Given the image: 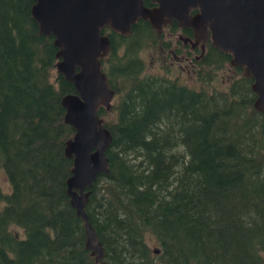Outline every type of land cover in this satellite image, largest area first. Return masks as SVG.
<instances>
[{"label":"trees","instance_id":"obj_1","mask_svg":"<svg viewBox=\"0 0 264 264\" xmlns=\"http://www.w3.org/2000/svg\"><path fill=\"white\" fill-rule=\"evenodd\" d=\"M33 2L0 0V177L9 187L0 189V264H102L84 250L65 192L74 131L60 99L74 90L56 74L57 48L38 34ZM130 32H100L110 45L100 70L120 95L96 112L111 137L108 173L84 209L103 261L264 264V112L252 108V79L232 68L226 89L207 91L141 77L140 45L161 35L142 20ZM204 53L195 73L209 83L230 55Z\"/></svg>","mask_w":264,"mask_h":264},{"label":"water","instance_id":"obj_2","mask_svg":"<svg viewBox=\"0 0 264 264\" xmlns=\"http://www.w3.org/2000/svg\"><path fill=\"white\" fill-rule=\"evenodd\" d=\"M30 17L38 34L52 37L57 48L56 74L71 83L73 93L63 95V122L73 131L65 141L63 154L72 161L65 192L70 207L82 221L84 250L94 262L106 264L105 251L91 227L84 209L89 188L99 174L108 173L105 151L110 133L96 114L110 109L114 93L100 70V60L110 51L107 27L122 37L140 19L160 34L172 22L179 29L194 32V44L209 38L212 48L230 55L228 64L252 79V108L264 112V0H33ZM194 11V13H190ZM154 254L158 251L154 250Z\"/></svg>","mask_w":264,"mask_h":264},{"label":"rangeland","instance_id":"obj_3","mask_svg":"<svg viewBox=\"0 0 264 264\" xmlns=\"http://www.w3.org/2000/svg\"><path fill=\"white\" fill-rule=\"evenodd\" d=\"M171 31L169 29H164L162 32V37L159 39H155L153 44L150 42L142 43L140 52L136 55L137 59L142 64V74L141 77L147 78H159L164 80L176 81L177 84L184 85L187 88H203L207 91H211L213 89L224 90L225 87L233 81L236 77L233 76V70L230 65H226L223 69L216 70L214 72L208 71V79L211 82L202 81L199 82L196 76L194 69L191 66H186L178 62L176 59L170 56V53H174L175 56L182 55L183 51L180 49V44L178 45L176 42V35L174 37H169V33ZM171 38V42L169 44V50L173 52H169V50L161 51L158 46V40H166ZM198 81V82H197ZM120 95H116L111 100V105H115L118 103ZM111 121H115V111H111L105 117ZM104 120V118H103ZM0 189L4 192L9 191L8 182H6L5 178L1 175L0 177ZM18 232V231H17ZM148 247L152 249V245L149 243Z\"/></svg>","mask_w":264,"mask_h":264},{"label":"flooded vegetation","instance_id":"obj_4","mask_svg":"<svg viewBox=\"0 0 264 264\" xmlns=\"http://www.w3.org/2000/svg\"><path fill=\"white\" fill-rule=\"evenodd\" d=\"M149 5H150V7H147V8H151V6H152L150 4V0H149ZM144 22H146V21H144ZM164 29H169L171 31L169 33V37H174V35L177 33L176 42H178L177 43L178 45L180 44V47H181L180 49L183 51L182 55H179L177 57L175 56L174 53L173 54L170 53V56L173 57V59H176V60L178 59L177 60L178 62L185 64L186 66H191L195 72H196V70H199V67H200L199 62L201 61L202 56L205 54L204 52L207 50L208 46L212 47L211 43L209 41V38L207 37L205 42L200 41L197 45L193 46V44L195 43L194 38H193L194 32L190 28L179 29L177 27V23L175 21V22H172L170 25L165 26L161 31L163 32ZM151 31H153V30H151ZM162 32L160 34H158L157 32L156 33L158 35H161V37H162ZM126 37H128V36H126ZM158 41H159L158 46H159L161 51L169 50V44L171 42V38L166 39L164 41H163V39L158 40ZM169 52H173V51L169 50Z\"/></svg>","mask_w":264,"mask_h":264}]
</instances>
